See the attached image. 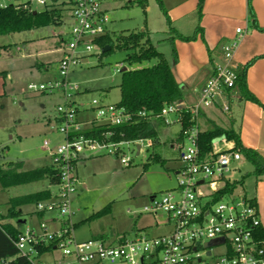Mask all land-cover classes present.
<instances>
[{
    "label": "built area",
    "instance_id": "built-area-1",
    "mask_svg": "<svg viewBox=\"0 0 264 264\" xmlns=\"http://www.w3.org/2000/svg\"><path fill=\"white\" fill-rule=\"evenodd\" d=\"M109 0H0V10L14 7L30 11L49 8L70 11L71 25L64 38L63 54L57 62V78L33 84L34 91L61 94L63 103L56 106L55 127L63 140L51 149V166L56 171V193L51 199L36 204L37 211L54 213L49 220H40L37 227L20 231L13 244L19 256L33 264L39 260L41 247L53 246L62 258L56 264H264V243L253 239L252 229L260 224L258 212L243 195L234 194L228 200L210 203V195L220 188L222 178L227 177L233 164L241 159L237 151H222L217 145L224 137L213 142L211 152L200 157L197 143L198 117L202 108L220 103L224 112L229 111L226 94L235 87L241 69L233 61L234 52L245 33L236 29V37L221 47L222 59L201 85L196 101L187 104L176 101L165 104L154 118L165 124L181 123V112L191 114L195 125L184 131L187 147L181 152L183 167L177 172V185L166 191L160 199L150 197V205L144 211L166 213L170 230L166 234L148 236L136 233L133 237L122 235L116 242L93 237L78 242L73 236L74 223L71 198L77 190L76 164L85 156L106 151L117 155L121 145L129 141H111L86 137L80 133L92 125H120L131 121L132 114L122 106L106 104L93 98L89 106L75 99L81 92L78 83L70 78L72 71L80 67L86 56L102 46L97 39L107 34L110 21ZM120 64L115 71L120 72ZM83 110L93 117H80ZM145 116V112H139ZM106 137L112 133L107 132ZM214 140V141H215ZM153 146V141L148 143ZM45 146H49L47 140ZM121 162L128 165L124 157ZM209 189L210 192L206 190ZM208 243H216L206 246ZM221 246V252L215 249ZM50 251V252H51ZM48 253V252H46ZM54 264V263H47Z\"/></svg>",
    "mask_w": 264,
    "mask_h": 264
},
{
    "label": "rangeland",
    "instance_id": "rangeland-1",
    "mask_svg": "<svg viewBox=\"0 0 264 264\" xmlns=\"http://www.w3.org/2000/svg\"><path fill=\"white\" fill-rule=\"evenodd\" d=\"M145 2L146 6H141L137 0H110L107 3L110 17L107 34L113 36L114 33L145 29L151 43L173 66L172 47L168 41L163 40L167 37L168 29L165 17L157 0ZM60 15L61 23L0 36V70L11 74V79H6V95L0 98V164L21 160V170L51 164L49 148L56 139L62 137L53 129L56 106L63 103L61 94H45L30 88L51 76L50 72L42 68L40 71L39 65H51L60 59L61 53L57 49L59 34L64 39L71 25L68 9L61 10ZM197 15L198 12H195L189 18V24L196 22ZM4 45L8 49L1 47ZM125 59L126 51L116 47L105 54H99L96 50L83 58L80 67L70 74L71 80L78 83L81 90L75 99L84 102L87 107L93 98L114 104L120 99L118 84L121 73L115 71L120 64L126 69H135L156 63L153 59L128 64ZM218 115L224 118L220 113ZM82 116L93 117V113L88 112ZM222 123H226V120L223 119ZM155 126L157 138L154 141L150 138L129 141L121 145L117 155L101 151L89 157L85 153L84 157L87 158L77 164L84 193L73 194L71 198V221L76 224L73 231L76 241L105 236L107 242L114 243L122 235L131 238L136 233L157 236L169 232L170 227L165 225L166 213L161 209L156 213L144 211V207L150 205V196L155 195L160 199L166 191L177 185L175 172L183 167L181 152L187 147V142L174 139L180 129L178 123ZM207 126L201 124V127ZM45 140L49 146L44 145ZM151 140L155 145L148 144ZM154 154L158 155L159 160H153ZM122 157L128 160V165L121 162ZM250 169L246 161H239L226 176L231 180L239 179ZM46 187L56 191L55 184H49L46 178L14 186L6 191L0 187V213H5L6 201L10 197L30 194ZM106 205H110V208L105 215L91 217ZM21 208L35 210L36 205L30 203ZM52 214L49 213L50 216ZM24 217L27 224L31 218L34 224L37 219L28 214ZM47 217L43 219L47 220ZM21 226L24 228L25 225ZM215 250L221 252L222 248L218 246ZM61 258V252L54 250L41 255L39 260L44 264H56Z\"/></svg>",
    "mask_w": 264,
    "mask_h": 264
},
{
    "label": "trees",
    "instance_id": "trees-1",
    "mask_svg": "<svg viewBox=\"0 0 264 264\" xmlns=\"http://www.w3.org/2000/svg\"><path fill=\"white\" fill-rule=\"evenodd\" d=\"M145 1L146 0H137V3L141 6H146ZM157 2L168 26L166 31L167 37L163 40L170 43L174 62H177L178 58L175 40L178 39L185 42L194 41L201 33L202 29L197 26L191 35L180 34L172 27L171 20L163 6L162 0H157ZM250 2L251 0H248V11L251 22H254V15ZM202 4L203 1L199 0L197 7L198 17L201 16ZM61 22L62 17L60 13L54 8L33 13V11L27 9L8 7L0 10V36ZM97 43L102 47L109 45V52L114 47L125 50V60L128 64L151 61L153 59L156 60V63L151 66L120 71L121 77L118 84L120 99L117 105L124 107L127 112L132 114L131 121L120 125H92L90 127H85L80 133L86 137L97 138L98 140L107 139L115 142L133 141L143 138H150L154 141L157 137V130L153 125L154 116L160 112L165 104L182 101L180 85L174 77L171 65L167 62L164 55L151 43L149 33L145 29L138 32L114 33L113 36L105 34L97 39ZM7 47L8 46H4L2 48ZM106 52L102 53L105 54ZM247 66L248 64L241 70L235 87L237 86L239 88L244 98L259 103L248 91L246 86L245 74ZM139 112H145L146 115L140 116ZM191 118L192 116L189 112H181V128L176 141L183 142L185 138L184 131L195 125V121ZM157 120L162 121L159 118H157ZM107 132H111L112 136L106 137L105 134ZM220 137H224L226 143L232 144L231 147L222 148V151L239 152L241 158L249 162L253 169L250 172L243 173L239 179L231 180L228 177L222 178L223 185L210 195V203H215L225 197H233L237 188H244V182L247 177L254 176L257 179L264 175V158H262L256 150L244 147L240 141L238 132L233 128H224L212 123L207 129H199L197 143L200 157L203 158L207 156L213 148L214 140ZM153 160H159L157 154L153 155ZM21 166L20 161H9L5 165L0 164V187L2 190L42 180L44 178H48L51 184L57 183L56 171L51 165L26 171L21 170ZM243 196L257 211L255 198L247 197V193H243ZM51 197L52 193H50L48 189H44L26 195L13 196L8 199L5 213H0V264H33L25 257L18 255L12 239L17 237L20 230L10 221L5 220L18 218L21 215L19 207L22 205L30 203L36 205L40 201L51 199ZM109 208L110 205H106L96 211L91 217L105 215ZM37 213L41 216L44 214L43 211H37ZM75 227L76 224H74V228ZM252 233L253 239L257 241L259 245L264 243V228L260 224L253 227ZM101 237L104 238V236ZM40 249L41 253H46L53 250V246H43Z\"/></svg>",
    "mask_w": 264,
    "mask_h": 264
},
{
    "label": "crops",
    "instance_id": "crops-1",
    "mask_svg": "<svg viewBox=\"0 0 264 264\" xmlns=\"http://www.w3.org/2000/svg\"><path fill=\"white\" fill-rule=\"evenodd\" d=\"M198 1L199 0H162L163 6L171 20L172 27H174L180 34L191 35L197 26L202 29L201 33L194 41L185 42L178 39L175 40L178 60L171 67L174 77L180 85L182 101L187 104H193L196 101L201 85L212 73L214 66L222 59V45L236 37V29L238 27L244 29L245 33L240 39L234 52L233 61L241 70L246 64H248L245 74L246 86L248 91L259 101V103L244 98L241 95L239 88L236 86L226 94L229 106L228 112H224L220 103H216L202 108L197 121L200 130L209 128L212 123L224 128H233L238 132L240 141L244 147L256 150L262 158H264V0H251L250 2L254 15V22H251V17L248 11V0H202L201 16L198 17L197 15L196 22L189 24V18L197 12ZM190 25L192 28L188 29V27H191ZM68 29L69 28H67L66 32ZM59 38L60 43L58 44L57 49L62 56L64 39L61 34H59ZM57 62L58 61L55 63L53 62V65H39L40 71L42 68L45 72L51 73V76L45 81L57 78ZM51 67L54 70V74H52ZM6 79H11V74L8 71L0 70V98L6 95ZM80 102L84 104V102ZM22 104L23 103H21V105ZM88 112L90 111L83 110L80 113V117H85L82 115ZM218 113L223 115V119L226 120V123H222L223 119L220 118ZM156 124L167 125L162 121L153 119L155 129ZM201 124H206L208 126L201 127ZM44 130L46 131V128ZM48 130L53 131L51 129ZM179 131L174 138L175 140H177ZM56 140V144L57 142H61L63 136ZM55 143L49 148L50 157L51 149L54 147ZM217 145L221 149L232 146L231 143H226L225 141H220ZM137 149L139 150V147H137ZM89 157H93V155L89 154ZM86 158L83 156L77 164L83 163ZM15 161H20L22 165L21 160ZM239 161H243V159L241 158ZM239 161L235 162L233 165H236ZM247 163L250 164L249 162ZM77 164L76 176L78 183L75 194L84 193L83 183L77 173ZM48 165L50 164L43 166ZM250 166L251 169L246 172L252 171L253 167L251 164ZM32 169L23 170L26 171ZM177 172L178 170H176L175 174H177ZM46 179L49 184H51L49 179ZM222 185L223 182L221 181L220 187ZM175 187L176 186L172 189ZM44 189H48L52 194L57 191V187L55 192L51 191L49 187ZM237 189L235 190L236 194L243 195V193H247V197L255 198L260 225L264 228V175L257 179L254 176L247 177L244 182V188L240 187L238 191ZM206 191L210 192L209 190ZM21 207H19L21 215L18 218L5 220L10 221L20 231L27 227H35V225H37V223L39 224L40 220L45 218L46 215H48L47 220L52 217L49 213H44L41 216L37 213L36 209H23ZM26 214H28V216L37 217L35 224L32 222L33 220L31 217V222L29 224L26 223L27 220L24 217ZM21 225H25L24 228H22ZM165 225L168 226L166 222Z\"/></svg>",
    "mask_w": 264,
    "mask_h": 264
},
{
    "label": "water",
    "instance_id": "water-1",
    "mask_svg": "<svg viewBox=\"0 0 264 264\" xmlns=\"http://www.w3.org/2000/svg\"><path fill=\"white\" fill-rule=\"evenodd\" d=\"M33 13H36L35 11H33ZM110 49L109 45H106L102 48V51L103 52H106ZM126 68H123L122 70H125ZM213 244H216V243H208L206 246H210V245H213Z\"/></svg>",
    "mask_w": 264,
    "mask_h": 264
}]
</instances>
